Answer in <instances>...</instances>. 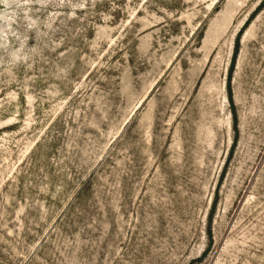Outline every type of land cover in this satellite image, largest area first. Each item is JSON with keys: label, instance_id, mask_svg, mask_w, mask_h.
Returning a JSON list of instances; mask_svg holds the SVG:
<instances>
[{"label": "rangeland", "instance_id": "374dc122", "mask_svg": "<svg viewBox=\"0 0 264 264\" xmlns=\"http://www.w3.org/2000/svg\"><path fill=\"white\" fill-rule=\"evenodd\" d=\"M0 264H264V0H0Z\"/></svg>", "mask_w": 264, "mask_h": 264}, {"label": "trees", "instance_id": "16d2710c", "mask_svg": "<svg viewBox=\"0 0 264 264\" xmlns=\"http://www.w3.org/2000/svg\"><path fill=\"white\" fill-rule=\"evenodd\" d=\"M237 51H238V46L236 47V53H237Z\"/></svg>", "mask_w": 264, "mask_h": 264}]
</instances>
